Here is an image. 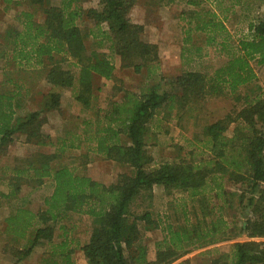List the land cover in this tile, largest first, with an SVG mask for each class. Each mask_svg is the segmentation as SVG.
Masks as SVG:
<instances>
[{"label": "trees", "instance_id": "trees-1", "mask_svg": "<svg viewBox=\"0 0 264 264\" xmlns=\"http://www.w3.org/2000/svg\"><path fill=\"white\" fill-rule=\"evenodd\" d=\"M54 1L25 0L32 10L22 11L17 24H9L0 32V60L7 64L5 82L16 83L13 90L0 88V152L17 135H24L26 143L39 147L53 143L42 128L47 113L60 109L58 89H73L75 100L90 108L95 91L101 88V78L116 79L110 55L95 47L89 49L87 38L94 39L99 48L107 44L120 56L121 67H132L136 73L158 59V46L144 38V25L129 17L136 0H98L99 7L89 8H83L81 0ZM187 1L198 5L203 0ZM13 2L17 3L2 0L0 21ZM38 10L42 20L36 15ZM82 20L90 27H81ZM213 21L197 24V29L213 33L225 29L222 21ZM220 45L227 62L211 76L200 70H185L170 81L171 91L159 83L147 84L139 92L123 83L114 84L115 92L107 106L85 118L70 137L59 140L60 152L86 144L85 156L101 155L127 165L132 173H119L116 181L106 184L76 173L68 165L54 166L56 152L28 150L16 159L11 167L12 189L9 194L0 191V207L2 199L21 190L27 176L36 186L52 178L53 190L45 197L42 209L33 211L21 205L5 218L3 233L7 238L2 253L12 256L11 264L26 260L40 244L45 246L41 264H77V248L87 264H171L193 249L216 243L230 227L223 215L209 218L211 209L207 211L213 194L219 198L226 194V180L250 193L240 226L250 240L231 243L226 250L205 251L213 253L208 264H264V98L247 103L234 117L228 115L207 124L203 128L207 140L197 156L189 151L186 157L155 166L148 148L150 124L160 111L172 110L180 120L190 101L223 91L234 93L256 79L250 61L258 57V62L264 63V18L250 23L248 34L238 38L236 46L227 38ZM62 53L73 59L78 74L61 64L58 55ZM26 69H39L42 79L53 87L42 92L39 100L25 82L13 77L15 71ZM26 97L37 101L35 109L26 108ZM233 123L236 126L229 134ZM155 186H162L166 193H186L199 203L203 213L195 222L186 219L184 226L168 225L164 238L156 242L152 258L138 222L154 229L157 221L150 211L136 213L132 205L139 198H151ZM71 213L91 218L90 235L83 245L71 236L73 228L64 224L59 226L61 232L55 233L56 223Z\"/></svg>", "mask_w": 264, "mask_h": 264}, {"label": "rangeland", "instance_id": "rangeland-1", "mask_svg": "<svg viewBox=\"0 0 264 264\" xmlns=\"http://www.w3.org/2000/svg\"><path fill=\"white\" fill-rule=\"evenodd\" d=\"M10 9L3 15L0 21V32L9 24H17L18 17L22 11L30 10L25 0H13ZM0 0V5L3 6ZM60 1H54L53 4H59ZM174 6L167 2L169 9L152 10V14L147 13L146 21H151L149 30L144 33L146 40H157L158 46L162 50L160 60L157 67H152L154 77L144 68L136 73L132 67H119L116 79L107 80L101 78L100 89L95 91L90 108H85L77 102L73 96V89L60 88L61 106L60 109L47 113L46 121L43 124V131L51 136L52 144L46 147H39L25 142L24 135H17L12 142L5 144L0 152V191L9 194L11 186L9 182L12 177L11 167L16 163V159L23 157L29 151H45L48 153H57L56 159L53 161L54 166L68 165L74 169L76 173L86 174L95 180L110 184L117 180V175L122 172L132 173V169L125 164L108 160L101 155L88 153L86 144L82 148L67 149L60 152L58 145L64 137H70V132L79 130L82 121L94 116L98 108H105L107 102L112 97L114 84L123 85L126 88L137 90L138 92L147 84L159 83L162 89L171 91L173 86L170 83L175 76L181 74L185 70H200L211 76L214 71L227 62V58L222 51L220 43L227 38L228 42L237 45V39L246 36L249 30V24L258 23L264 18V3L261 0H203L200 4H188L187 0H174ZM80 5L83 8L92 6L99 7L98 0H81ZM157 5V4H156ZM154 5V7H157ZM188 8V9H187ZM32 10V9H31ZM159 10V9H158ZM42 12H36L39 20L43 19ZM214 14V18L212 16ZM180 18L181 20H179ZM214 19L217 24L222 21L225 29L221 32L213 33L207 29H197V24H204L205 21ZM162 22V25H160ZM159 23V25H157ZM81 27H90V23L86 21L80 22ZM187 30H190L189 32ZM153 34V36H152ZM215 40L209 41L211 37ZM171 38L173 40H167ZM94 39L87 38L86 44L89 49L98 48L107 52L116 63V55H114L107 44L101 48L96 46ZM156 41V42H157ZM171 41L172 43H166ZM154 42V41H152ZM174 44L180 48L182 52L181 62L178 58L177 51L170 55V50ZM176 46V48H177ZM236 51L234 48L233 51ZM168 54V56H167ZM61 64L65 68L72 69L78 74V69L74 65V61L66 53L58 55ZM256 71L257 77L248 84L240 86L234 93L223 91L219 95L206 96L200 99L190 101L186 109L183 111V118L178 120L175 112L160 111L154 117L150 124L149 134V151L154 156V165L156 166L162 161L179 159L186 157L189 151H195L196 156L202 150V145L207 139L203 136V128L218 119H223L228 115L234 117L238 112L247 105L254 102L257 98H264V63L258 62V57L250 61ZM6 62L0 60V88L13 90L15 82H5L6 78ZM5 70V71H4ZM44 71H42L43 73ZM44 74V73H43ZM13 77L25 82L26 87L33 91L36 99L39 100L42 92H48L53 89L46 83L39 72V69H26L15 71ZM122 91L116 92L117 96ZM26 97L25 104L27 109H35L37 101ZM184 109V108H183ZM25 111L23 110L22 113ZM176 117V118H175ZM236 126L231 124L228 133L231 134ZM27 181L21 184V190L8 199H2L3 206L0 208V264H11L12 256L2 253L3 245L7 238L3 233L4 220L18 206H25L33 211H38L44 207V199L50 195L53 190L52 178H45L39 186L35 185L30 177H26ZM226 194L218 197L213 194L210 198L209 209L210 216L213 214H221L230 223L224 235L214 244L193 249L184 254L171 264H208L213 253L207 254L205 251L209 249H228L229 244L238 241H247L250 238L246 232L240 231L243 225L245 206L250 193H243L240 185L225 181ZM132 210L141 213L148 210L152 213L154 220L157 221V228L147 229L142 222L139 223L142 238L149 248L150 257H154L156 251V242L161 241L165 235V229L168 225L177 228L186 225L188 222H195L197 216L203 213L199 203L190 198L186 193L172 190L166 193L162 186L154 189L151 198H139L132 205ZM248 211V210H247ZM202 212V213H201ZM91 218L86 214L71 213L70 217L61 219L55 226V233L59 234L61 229L59 226L64 224L68 228H73L71 236L76 238L80 245L86 243L92 228ZM149 226H155L149 224ZM252 239V238H251ZM260 239V238H254ZM45 246L40 244L35 251L22 264H41L44 255ZM77 264H87L82 255V251L77 248L75 252Z\"/></svg>", "mask_w": 264, "mask_h": 264}, {"label": "crops", "instance_id": "crops-1", "mask_svg": "<svg viewBox=\"0 0 264 264\" xmlns=\"http://www.w3.org/2000/svg\"><path fill=\"white\" fill-rule=\"evenodd\" d=\"M157 4V5H156ZM167 3L163 2V3H160V0H136L135 4L133 5L130 13H129V17L130 19L134 22V23H138V24H143L144 25V33H147L148 32V28H149V25L152 24V22L150 21H146L145 18H147V13L149 14H152V10H155L157 9V12L160 11L162 9V6H165L163 7V9H169V7H167L166 5ZM171 6H174L175 3L171 2L169 3ZM189 4V2H188ZM191 4V3H190ZM154 5H156L157 7H154ZM176 5V4H175ZM159 9V10H158ZM188 9V8H187ZM166 11V10H165ZM179 20H181L180 18H178ZM157 25H159V23H157ZM162 25V22L161 24ZM148 29V30H147ZM153 36V34H152ZM167 40H173L171 38H166ZM150 41L151 43H154V44H157V46L159 45L158 41L157 40H152L154 42H152L151 40H148ZM157 41V42H156ZM166 43H172L171 41L169 42H166ZM177 45L174 44V47L170 50H167L170 52V55L171 53L172 54H175V52L177 51V54H178V58H180V56H182V52H180V48H176ZM166 50H162V48H160V46H158V59L154 62H152L148 67H146V70H148V72L152 75V77H154V73L152 74V71H154V69H152V67H157L156 65H158V62L160 60V57H161V54L162 52H165ZM175 51V52H174ZM168 56V54H167ZM180 62H181V58L179 59ZM119 67H121V58L120 56L116 55V63H115V75H117V72H118V69H120ZM179 75V74H178ZM157 186L154 187V189L156 188ZM3 206V205H2ZM1 206V207H2ZM0 207V208H1ZM25 261V260H24ZM23 262H21L20 264H22Z\"/></svg>", "mask_w": 264, "mask_h": 264}]
</instances>
